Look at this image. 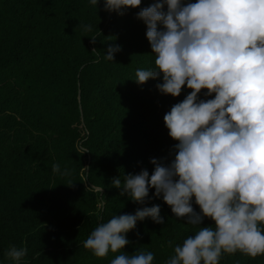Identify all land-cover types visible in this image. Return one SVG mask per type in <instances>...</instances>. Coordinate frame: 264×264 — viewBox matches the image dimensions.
I'll return each mask as SVG.
<instances>
[{
  "label": "trees",
  "instance_id": "1",
  "mask_svg": "<svg viewBox=\"0 0 264 264\" xmlns=\"http://www.w3.org/2000/svg\"><path fill=\"white\" fill-rule=\"evenodd\" d=\"M155 2L141 0L118 14L106 10L104 0L97 6L88 0H0V264H17L6 256L13 246L27 248L19 264H110L120 252L136 250L151 251L153 264H166L174 246L201 227L176 217L152 196L154 189L152 199L138 204L111 183L144 168L151 175L152 157L174 158L178 141L168 135L163 116L192 91L182 86L174 97L157 89L161 77L134 79L137 68L155 66L147 26L136 15ZM98 31L90 43L88 35ZM116 44L114 60L103 59ZM94 47L99 62H93ZM205 92L198 99L215 95ZM65 169L69 173L61 174ZM101 186L103 195L95 190ZM153 204L160 205L164 222L138 220L123 249L97 257L83 246L99 223ZM213 223L205 216L202 226ZM219 264H264V255L222 253Z\"/></svg>",
  "mask_w": 264,
  "mask_h": 264
},
{
  "label": "clouds",
  "instance_id": "2",
  "mask_svg": "<svg viewBox=\"0 0 264 264\" xmlns=\"http://www.w3.org/2000/svg\"><path fill=\"white\" fill-rule=\"evenodd\" d=\"M140 4L104 0V8L118 14ZM136 15L146 24L156 55L155 66L137 68L134 79L143 83L161 77L157 89L174 97L182 86L192 91L163 116L168 135L178 141L172 146L174 158L165 163L152 157L151 175L144 168L124 175L123 182L113 178L112 185L138 204L161 197L176 217L201 225L174 246L166 264H219L222 253L237 251L264 255V230L258 226L264 224V0H156ZM84 28L91 31V25ZM98 35H88L90 43ZM119 50L120 45H109L103 59L113 61ZM91 51L93 62H99L100 52ZM202 88L214 97L198 99ZM52 171L59 173L60 165L53 164ZM102 189L95 190L102 194ZM205 216L215 227L202 226ZM146 217L164 222L159 204L115 214L99 223L83 246L97 257L117 252L130 243L125 234ZM125 253L110 264H153L151 251ZM26 254L27 248L13 246L6 256L19 264Z\"/></svg>",
  "mask_w": 264,
  "mask_h": 264
}]
</instances>
